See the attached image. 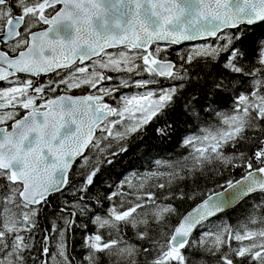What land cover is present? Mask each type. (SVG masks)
Segmentation results:
<instances>
[{
	"label": "snow or ice",
	"instance_id": "snow-or-ice-1",
	"mask_svg": "<svg viewBox=\"0 0 264 264\" xmlns=\"http://www.w3.org/2000/svg\"><path fill=\"white\" fill-rule=\"evenodd\" d=\"M261 28L264 0H0V264H264ZM176 114L188 154L113 179Z\"/></svg>",
	"mask_w": 264,
	"mask_h": 264
},
{
	"label": "trees",
	"instance_id": "trees-1",
	"mask_svg": "<svg viewBox=\"0 0 264 264\" xmlns=\"http://www.w3.org/2000/svg\"><path fill=\"white\" fill-rule=\"evenodd\" d=\"M260 32H264V28L257 29V34ZM171 59H176V52L172 51ZM192 89L189 88V91ZM78 91V90H77ZM127 91V90H126ZM79 93H81L79 91ZM82 94V93H81ZM231 108V100H227L223 104V110L227 111ZM177 125V133L172 137L171 140L160 141L155 138L153 133V128L148 129V135L144 138L143 143L147 146L141 147L139 150L133 146L132 150L124 156L120 163L116 164V166L112 169V178L116 179L117 177L123 178L124 175H130L133 172H146L150 169H154L153 161L155 159H167L173 160L176 158L183 157L188 154L189 150H185L179 147V141L186 134H191L193 131H198V129L194 128L191 124L186 125L184 123V117L176 114L172 117ZM209 123H214L212 117H206ZM201 127H206V124L200 125ZM129 160L133 161L134 167L129 164ZM240 170H230L225 171L221 175L212 176L209 179L200 180V188L205 192V194H211V191H220L222 190L220 185L225 184L226 179H240L241 178ZM191 187V186H190ZM252 201L247 203H241L239 206L235 207V211L231 209L227 212V216L225 218L229 219L232 225H237L238 223L244 221L247 218L248 211L250 208V204ZM195 206V203L192 201H186L182 207V212H187L191 210ZM218 223L219 221H215ZM211 228L212 225L209 224L207 226ZM198 235V233H197ZM79 241H77L78 243ZM235 243V242H233Z\"/></svg>",
	"mask_w": 264,
	"mask_h": 264
},
{
	"label": "flooded vegetation",
	"instance_id": "flooded-vegetation-1",
	"mask_svg": "<svg viewBox=\"0 0 264 264\" xmlns=\"http://www.w3.org/2000/svg\"><path fill=\"white\" fill-rule=\"evenodd\" d=\"M75 94H76V95H80L81 93H79V91H75Z\"/></svg>",
	"mask_w": 264,
	"mask_h": 264
},
{
	"label": "water",
	"instance_id": "water-1",
	"mask_svg": "<svg viewBox=\"0 0 264 264\" xmlns=\"http://www.w3.org/2000/svg\"><path fill=\"white\" fill-rule=\"evenodd\" d=\"M221 191V190H220ZM195 207V206H194ZM190 211V210H189Z\"/></svg>",
	"mask_w": 264,
	"mask_h": 264
},
{
	"label": "rangeland",
	"instance_id": "rangeland-1",
	"mask_svg": "<svg viewBox=\"0 0 264 264\" xmlns=\"http://www.w3.org/2000/svg\"><path fill=\"white\" fill-rule=\"evenodd\" d=\"M126 91V90H125ZM111 102V101H110Z\"/></svg>",
	"mask_w": 264,
	"mask_h": 264
}]
</instances>
